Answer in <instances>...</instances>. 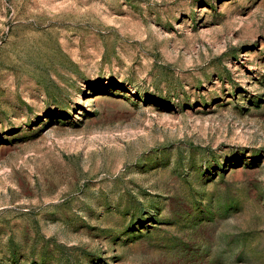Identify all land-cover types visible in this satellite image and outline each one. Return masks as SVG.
<instances>
[{
	"label": "rangeland",
	"instance_id": "1",
	"mask_svg": "<svg viewBox=\"0 0 264 264\" xmlns=\"http://www.w3.org/2000/svg\"><path fill=\"white\" fill-rule=\"evenodd\" d=\"M0 264H264V0H0Z\"/></svg>",
	"mask_w": 264,
	"mask_h": 264
}]
</instances>
